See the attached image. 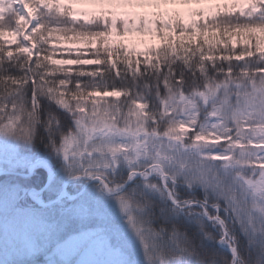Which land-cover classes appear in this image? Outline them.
Returning <instances> with one entry per match:
<instances>
[{
  "label": "snow or ice",
  "instance_id": "snow-or-ice-1",
  "mask_svg": "<svg viewBox=\"0 0 264 264\" xmlns=\"http://www.w3.org/2000/svg\"><path fill=\"white\" fill-rule=\"evenodd\" d=\"M134 14L159 18L130 31ZM37 129L72 179L115 193L137 175L157 188L156 174L174 204L171 184L200 186L223 242L232 224L264 234V0H0V135L32 142ZM122 164L127 178L105 182ZM118 202L150 264H169L175 230L141 222L133 194Z\"/></svg>",
  "mask_w": 264,
  "mask_h": 264
},
{
  "label": "trees",
  "instance_id": "trees-1",
  "mask_svg": "<svg viewBox=\"0 0 264 264\" xmlns=\"http://www.w3.org/2000/svg\"><path fill=\"white\" fill-rule=\"evenodd\" d=\"M41 132L42 129H37V136L32 142H27L13 136L0 135V145H3L0 154H6L7 151H11L18 155L19 162H30L38 157L48 158L53 164V169L56 174L55 181L43 194V198L48 200L55 198L60 193L65 183L64 181L70 176L65 171L63 159L54 154H50L44 143L40 141L39 136ZM6 163V159L0 157V166H5ZM104 171L105 182L112 181L120 183L121 177L127 178L129 174V169L126 164L120 165L115 172L111 169ZM44 181L45 173L37 169L30 183L20 181L19 186L21 189L28 187L39 189L43 186ZM83 182L77 181L69 183L66 190L70 194H75L81 189ZM148 182L155 184L157 188L146 187L145 182L141 178L136 177L130 181L127 190L122 195L133 194L134 197L138 198V201L142 205V210H134V213L141 222L147 223L156 232H160L163 229V237L167 238L175 230L176 241L180 247H177L171 240H167V243H164L165 251L176 258L173 264L233 263L231 254L218 246V243L222 240V229L220 225L209 220L204 215L205 209L201 207L200 201L205 199V190L200 186L188 188L180 182L171 184L173 194L179 202V204L173 205L167 193L161 188V183L157 176H152L148 179ZM85 194L103 197L101 185L88 183ZM208 199H214V196H209ZM220 202L222 203V201ZM78 205V202H70L65 199L53 208L42 209L36 216L41 217L47 224H51L53 227L51 233L59 232V229L64 227L63 230L66 236L78 233L84 230V228L96 227L95 217H81L76 213ZM207 211L211 214L217 210L207 206ZM91 212L93 210H88V214ZM221 215H226V213H221ZM105 220H107V217H105ZM105 223H108V221H105ZM115 223L112 222L111 218L110 224H105L106 232L111 231L114 234ZM227 223L232 224L230 220ZM55 227L59 229L56 230ZM128 230L129 234L137 236L130 225ZM107 235V233H104V236ZM122 235L123 233L119 234V236ZM231 237V244L236 247L238 252V260L235 264H264V235L257 236L256 234L255 236H249L240 224H232ZM155 243L159 245L163 241H161L160 237H157ZM103 252L106 253L104 249ZM133 255L130 254L129 256L131 257Z\"/></svg>",
  "mask_w": 264,
  "mask_h": 264
},
{
  "label": "rangeland",
  "instance_id": "rangeland-1",
  "mask_svg": "<svg viewBox=\"0 0 264 264\" xmlns=\"http://www.w3.org/2000/svg\"><path fill=\"white\" fill-rule=\"evenodd\" d=\"M123 2L126 3H136L138 5H145V4H159L161 2H164V0H123ZM203 6H209V5H203ZM159 16L156 14H153L152 16L148 15H130L124 20H131V21H137L144 22L147 25L153 26L156 19H158ZM148 40L151 41L152 38H141L138 36V34H134L127 38L126 42L130 45L136 44L140 46L141 40ZM235 39V37H234ZM59 47H80L84 48V45L80 44H61L58 45ZM90 55V53H88ZM115 99V98H113ZM12 152L7 151L6 156L12 157ZM39 160L36 162L35 166H32L33 162H31L30 167L33 169L32 171H28L27 175L24 176V179H26L24 182L30 183L32 181L33 175L35 174V169L39 167L40 170H42L45 173V181H44V192L51 186V184L56 179V174L53 169V164L50 162V160L46 157H39ZM64 166V162H63ZM50 172V177H49ZM152 176H157L160 180V183H162L161 178L153 174ZM151 176V177H152ZM149 177V178H151ZM84 177H79L77 179L68 178L64 182L69 181V183L77 182V181H84L82 183L81 189L75 193L70 194L66 189L67 185H65L63 191L55 198H51L48 200L43 199L41 202L47 203V208H53L55 205H58L62 200H68L70 202H78L79 205L76 209V213L81 217H95L96 219V227H89L84 228V230L79 231L78 233L73 234L72 236H55V239H53L55 245L53 248H51L49 245L46 244V246L42 245L39 240H42L43 236H52V234L49 235L46 234L48 230L52 229L53 227L47 224L43 223L42 218L40 219L41 222H37L35 218H32L29 214L22 215L19 214L16 210H14V214H12L10 217L17 221L19 224L24 226V229L20 231L21 236H0V255H5L9 258H14V256L18 253L19 257L20 254L23 257L30 258L31 256L35 255H43L46 257L47 261H50V264H76V260L80 259L81 251L86 249L87 246L95 241L96 245L94 247V250L98 249L100 244L101 246L106 244L104 247V250L106 253L103 255L100 254L98 256V261H93L89 258L81 260V264H150V261L146 258V250L144 247V243L141 242L140 238L138 236H132L129 234V223L127 221L126 214L122 213L119 207L118 197L124 194V192L128 188V184L130 183V180L128 181V184L123 185L117 192L115 193H109V195L101 196H94L92 194H85V189L87 187V184L89 182H94V178L89 177V179H83ZM143 181L144 178L140 177ZM148 178V179H149ZM31 189L34 187H30ZM202 188V187H201ZM9 192L7 194V200L8 205L10 207L18 205L19 207L28 208L31 210H34L33 206L31 204H28L21 196L20 194V186L18 185L16 188H13L12 185H8V188H6ZM203 189V188H202ZM204 190V189H203ZM62 193H66V195L59 197ZM206 193V192H205ZM44 194V193H43ZM41 194L40 196H43ZM30 198H33L36 202L39 201V196L36 195L34 192H30L29 194ZM84 196V197H83ZM83 197V198H82ZM17 200H21L20 203H17ZM88 205V210H93L94 205H99L101 208L106 210L104 215H101L100 213H97L93 210L90 214H88V210L85 211L84 205ZM8 208L7 204H4V201L0 199V215H5L6 211H2L1 209ZM45 209V208H44ZM42 209H38L35 211L34 215H38L41 212ZM84 212V213H82ZM105 217H107V220H105ZM112 218V222L114 224V234L111 231L106 232V225L110 224V220ZM105 221H108V223H105ZM260 221L257 220V224H259ZM34 226V228L31 230L33 234H36L37 236H25V233L30 231V226ZM99 225V226H98ZM16 224L8 223V230L9 234H11V231L15 228ZM56 233V232H55ZM104 233H107V236H103ZM123 233L122 236H119V234ZM247 235L249 236H262L264 234L261 233H252L251 231L246 230ZM58 234V233H56ZM62 234V233H61ZM113 235V236H110ZM54 237V236H53ZM31 240V241H30ZM110 243V245H109ZM231 242L228 243L223 242L222 240L218 243V246L223 249L224 251H227L231 256L233 257V263L235 264L238 260V257L234 259L232 248L230 247ZM232 245V244H231ZM164 246V245H163ZM165 247V246H164ZM103 248V247H102ZM236 248V247H235ZM149 251H151V247L149 248ZM13 252V253H12ZM11 256H7L10 255ZM166 256L169 260V264H173V261L176 259L167 253L165 251ZM130 254H134L133 256H129ZM10 262V260L0 259V264H7ZM40 264H48V263H40ZM151 264H160L159 260H157L153 254V260L151 261Z\"/></svg>",
  "mask_w": 264,
  "mask_h": 264
},
{
  "label": "water",
  "instance_id": "water-1",
  "mask_svg": "<svg viewBox=\"0 0 264 264\" xmlns=\"http://www.w3.org/2000/svg\"><path fill=\"white\" fill-rule=\"evenodd\" d=\"M36 165V162L35 163H33V165L32 166H35ZM49 177H50V172H49ZM64 194H61L59 197H61V196H63ZM85 253V252H84Z\"/></svg>",
  "mask_w": 264,
  "mask_h": 264
},
{
  "label": "flooded vegetation",
  "instance_id": "flooded-vegetation-1",
  "mask_svg": "<svg viewBox=\"0 0 264 264\" xmlns=\"http://www.w3.org/2000/svg\"><path fill=\"white\" fill-rule=\"evenodd\" d=\"M94 261H98V259L96 258V259H94Z\"/></svg>",
  "mask_w": 264,
  "mask_h": 264
}]
</instances>
